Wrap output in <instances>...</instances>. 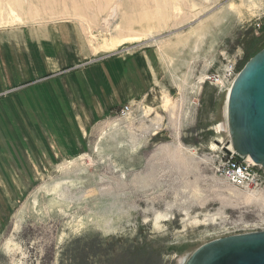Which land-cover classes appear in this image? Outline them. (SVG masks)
Segmentation results:
<instances>
[{
    "label": "rangeland",
    "instance_id": "rangeland-1",
    "mask_svg": "<svg viewBox=\"0 0 264 264\" xmlns=\"http://www.w3.org/2000/svg\"><path fill=\"white\" fill-rule=\"evenodd\" d=\"M168 1L162 18L155 0H114L109 18L95 1L79 16L0 0V264H180L264 230V182L216 170L222 77L264 49V0ZM142 57L159 76L144 101Z\"/></svg>",
    "mask_w": 264,
    "mask_h": 264
},
{
    "label": "water",
    "instance_id": "water-1",
    "mask_svg": "<svg viewBox=\"0 0 264 264\" xmlns=\"http://www.w3.org/2000/svg\"><path fill=\"white\" fill-rule=\"evenodd\" d=\"M227 126L235 157L264 168V49L238 73L227 96ZM224 151L231 154L228 146ZM184 264H264V230L232 234L196 249Z\"/></svg>",
    "mask_w": 264,
    "mask_h": 264
},
{
    "label": "built area",
    "instance_id": "built-area-1",
    "mask_svg": "<svg viewBox=\"0 0 264 264\" xmlns=\"http://www.w3.org/2000/svg\"><path fill=\"white\" fill-rule=\"evenodd\" d=\"M226 75L227 77L225 79L224 77L222 78L223 81L225 80L224 82L226 83L228 90L229 87L232 86L238 73L234 72V70H230ZM217 77H221V76H215L214 78ZM130 112H131V106L125 105L121 109L120 113L121 115L126 116ZM229 145H231L230 140L228 141V144L225 146H228L229 148ZM223 147L224 146H222V148L220 149V153L223 157L221 158V161L216 167L217 172L234 186L243 188L245 190H255L261 188L262 183L264 182L263 174L261 171L264 170V168L261 165L255 163L250 156L243 157V160L239 161L235 157L232 148H229L232 151V153L227 154L224 151Z\"/></svg>",
    "mask_w": 264,
    "mask_h": 264
},
{
    "label": "bare ground",
    "instance_id": "bare-ground-1",
    "mask_svg": "<svg viewBox=\"0 0 264 264\" xmlns=\"http://www.w3.org/2000/svg\"><path fill=\"white\" fill-rule=\"evenodd\" d=\"M33 1H41V2H43L44 3V5L45 6H47V7H49V10L50 11H53V10H55V7H56V5H58V4H60L59 3V0H33ZM71 4H73V5H78V4H80L81 5V9L79 10V11H73V12H71V13H69V14H71V15H79V16H83L89 9H90V7L92 6V3L95 1V2H97L98 3V9H99V11H101V12H109V18L110 17H114L115 16V13H116V9H117V7L115 8V5L113 6V7H111L110 8V10H108V8L107 7H105L106 5H109V4H111L114 0H68ZM123 2V1H122ZM155 2L158 4V8H160L159 9V12H158V14H157V16L159 17H162V18H164V17H166V15H168L170 12L166 9L169 5H168V0H155ZM33 8V6L31 5V4H29V7L27 8L28 9V11H26L25 13H23L25 16H27V17H35L36 15H41L42 13H41V11H38V12H36V11H31V9ZM164 8L166 9V10H164ZM167 11V12H166ZM107 17V18H108ZM107 18H105V19H107ZM167 19V18H166ZM166 19H165V21H166ZM127 24H131L130 23V20L127 22ZM153 33L152 32H148L146 35H147V38L148 39H153V40H155L153 37H154V35H152ZM152 40V41H153ZM231 88V87H230ZM230 88H229V91H230ZM229 91H228V93H229ZM228 96V95H227ZM226 115H227V99H226ZM226 127H227V129H228V126H227V120H226ZM230 139V138H229ZM217 144V143H216ZM216 144H214L213 143V145L214 146H217ZM218 147V146H217ZM229 148H232V146L231 145H229ZM189 257V255L184 259V260H181V263L180 264H184L185 262H186V260H187V258Z\"/></svg>",
    "mask_w": 264,
    "mask_h": 264
},
{
    "label": "crops",
    "instance_id": "crops-1",
    "mask_svg": "<svg viewBox=\"0 0 264 264\" xmlns=\"http://www.w3.org/2000/svg\"><path fill=\"white\" fill-rule=\"evenodd\" d=\"M131 67H134L137 76H139L138 86H136L137 87L136 90H139L138 92L139 96L141 100L144 101L145 100L144 98L146 96V95L144 96V94L150 90H153V88H155V85L159 84L158 82L159 76L156 70V68L158 69V67L156 66L155 62H153V57L152 59L142 57L140 58V61L137 64H135L134 66L131 65ZM154 67L156 71L155 74H153ZM128 68H129V64H128ZM151 73L153 75H150L149 77V74ZM161 84H163V82H161Z\"/></svg>",
    "mask_w": 264,
    "mask_h": 264
}]
</instances>
